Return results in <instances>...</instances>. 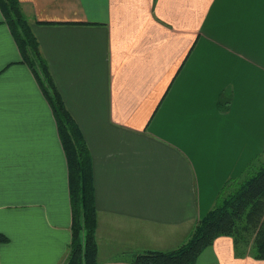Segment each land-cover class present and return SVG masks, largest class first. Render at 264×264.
Returning a JSON list of instances; mask_svg holds the SVG:
<instances>
[{
	"label": "crops",
	"instance_id": "1",
	"mask_svg": "<svg viewBox=\"0 0 264 264\" xmlns=\"http://www.w3.org/2000/svg\"><path fill=\"white\" fill-rule=\"evenodd\" d=\"M19 1L91 155L98 264L177 249L264 155V0ZM70 227L55 120L0 11V264H67ZM195 264L264 260L221 236Z\"/></svg>",
	"mask_w": 264,
	"mask_h": 264
},
{
	"label": "trees",
	"instance_id": "2",
	"mask_svg": "<svg viewBox=\"0 0 264 264\" xmlns=\"http://www.w3.org/2000/svg\"><path fill=\"white\" fill-rule=\"evenodd\" d=\"M0 11L18 47L22 62L32 72L53 114L67 162L71 209V240L67 264H98L97 211L89 149L66 109L19 0H0ZM231 98H219L221 111ZM221 236L232 238L237 257L264 260V155L255 158L237 178L221 188L214 205L193 228L188 240L171 251L131 254L132 264H195L201 252ZM8 238L0 233V244Z\"/></svg>",
	"mask_w": 264,
	"mask_h": 264
},
{
	"label": "rangeland",
	"instance_id": "3",
	"mask_svg": "<svg viewBox=\"0 0 264 264\" xmlns=\"http://www.w3.org/2000/svg\"><path fill=\"white\" fill-rule=\"evenodd\" d=\"M98 261V260H97Z\"/></svg>",
	"mask_w": 264,
	"mask_h": 264
}]
</instances>
